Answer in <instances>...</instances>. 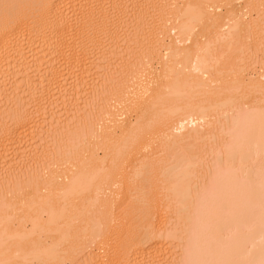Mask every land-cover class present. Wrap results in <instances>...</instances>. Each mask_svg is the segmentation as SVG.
Segmentation results:
<instances>
[{"label": "rangeland", "instance_id": "obj_1", "mask_svg": "<svg viewBox=\"0 0 264 264\" xmlns=\"http://www.w3.org/2000/svg\"><path fill=\"white\" fill-rule=\"evenodd\" d=\"M2 1L3 0L0 1V11H2L1 8L4 9L5 7H8L6 4L8 0H4L5 2L3 1V4L1 3ZM81 1L84 3V0ZM90 1L92 2V6L97 5V7H93V14H99L101 11L103 12L104 9L105 11H107L106 14L108 16V20L106 19L107 17L105 18V20H107L106 26L108 27V29L106 30L104 28L106 30L105 33L107 32V35H100L104 37V40L102 37L101 39L98 35V38L103 40L100 42L101 44H98V47L96 45L94 46L90 44V46L92 47H90V51H92L93 54L92 58L94 59H92V61L94 62V65L88 64L86 65L87 67L85 65H82L83 67L81 66V69L80 66L74 67L75 64H71V62H68L69 60L66 61L68 63L62 61L65 62L61 63V67L64 64V66L61 68V70L63 69V73L61 71L60 76L56 78L58 80L53 84L52 87L54 88L51 89L50 87V90L48 89L49 86H46V88L48 87V90H46V88H43V85H41L38 80L40 71L42 72L48 67V65L45 64L46 60L39 61L40 57H43V55H40L43 53H41V49H39L41 48V45L37 43L39 42L37 40L39 37L37 39L35 38L37 37L36 34L39 33H31L34 34V36L36 35L35 37H32V35H30V33L25 30L24 37H22L21 39V41H23H19L21 42L22 47L20 45L18 46H20L23 50L25 49V51L23 52V55L25 54V56L22 57V59L25 58L26 62L29 64H27L26 62L25 63L27 65L24 64L23 60L22 62L17 59L16 61H13V59L9 60L10 58H7L8 60L5 58L4 61L6 60L7 62L5 61V63L3 61V65L1 64V70L4 67L5 71H8L9 73H14L15 71H17L18 76L16 75V73H8L10 76H6L5 74L7 73L3 70L2 71L5 72L3 73V75L5 76L0 75V82H5V86H8L7 88H5L4 86V91L0 92V94H2L0 95V101H2L0 102V155H6V157H8V159L6 158L5 163L3 161L0 162V220L2 219L0 221V264H30V262L31 264H91V262H97L99 260V257L98 260L94 258H97L96 256H100V253H104L105 255V257L100 260V263L101 261H103V263L105 264L110 261L109 258L112 259L113 257V264H183V261L184 264L186 261L189 263L190 260H193L192 256L194 251L192 250L202 252L204 250L203 248L206 244V241L209 243L207 238H209L210 236L207 237V233L205 231V222H207V226L209 223V220L207 221L205 218H203L205 222L203 221L201 223L200 220V222L197 223L196 227L189 228V223H186L181 217L178 211L176 199L167 187V184L169 182L164 177L165 174L163 172V168H165L169 163L172 162V156L174 155V153L180 152L181 154L185 150L183 148L181 149L182 146L179 148H173L171 146H165L163 142L159 141L157 142L158 144H153L154 146L153 148H151V151H153V153L151 156L157 159V161H159L158 163L162 166H156L158 170L156 167L153 169V174L151 172L150 179H144L142 175L138 176V180L136 179V181H132L130 185L127 186L126 192L125 190H121V186V189L118 188L119 185H123V182L120 181L121 184L120 182H117V184L112 183L113 179H109L108 181H106L107 183L104 182L105 184L103 183L102 188L104 190L106 189V193L102 192L103 189L97 190L91 188L84 191V193L82 194L81 181V184H79L78 187L71 185L69 188H67V190H65L64 195L61 196L60 193L59 196L56 185L58 183L60 184V182H66L65 180H67L69 176L72 175V163L74 164V161H76L77 159L80 161L81 166L82 163L85 164V169L89 171V175L92 176L96 175L97 173V176L95 177L96 181L100 178V174L108 171L109 169H111V171L113 169L112 175L119 171V167L122 168V166H119L118 161L122 162L121 165H128V153L126 152L127 155L125 153L122 154L121 151L123 149V146L128 141L125 139L126 135L122 134L121 136V134L119 133V136H121L123 139L120 137L121 140H119L118 136V138L115 137L116 141L115 138L113 141H106V139L104 140L101 136L104 133V130L108 129V126H112V123L110 125V119L115 117L116 114L118 115L119 109L122 107L120 104L118 105L119 102L117 103L115 100L112 101V99H114L119 94L116 91L121 89L122 85L131 80L135 81L133 85H136V88L139 84L138 88L140 87L141 89H143L144 87L142 88V86L143 84H146L145 79L147 78L148 72L151 70L154 72V74L156 73L155 76H157V78L158 76H161L162 73L160 75L159 71L162 70L160 68H162L166 61V56L164 57L163 54L164 52H166V49L174 50L176 47L184 48V46H189V48L193 50V53L187 55L188 57L190 56L188 59L187 57L186 59L184 58L183 63L185 62L184 64H186L188 62L187 65L182 64L181 60L183 59V56L178 55V57L181 59L177 57V63L180 62L182 64H178L179 67L184 68V70H187L188 72V67L190 66V64H193L194 57H206L208 62L206 63V67L209 65L208 67L210 68H208L210 70V73L207 75V77H212L208 80L211 82V80L214 78L215 81L213 80V82H211L210 84H212L216 89L219 88V90L221 91L219 92V90H217L218 92H216L210 90V92L216 93H211L212 95L210 96V92H208V89L205 90V88H198L193 84L194 78H189V80L193 81L184 83V90L180 94L181 96L179 98L176 96V94L179 93L173 94L171 92H168V89L164 92V96L166 98H163V102L161 101L156 104V101H153L155 100L156 95L155 97L151 96V98H153L152 100L146 98L144 104L141 107L142 109H131L132 111L129 110V112H127L126 117H123L125 118V124H123L125 127L126 125L130 127V125L135 122L134 124L136 125H131L129 129L134 131L135 128L138 127L137 130L140 131V129L142 128H147L146 134H149L151 128L154 127V122H156L155 119L159 116L164 115L168 109L175 107L177 103H180L181 101H191L203 105L206 103V101L209 100V95L211 97L209 100L211 101L209 104V108L212 109V115H210L212 118L210 117L209 121L211 120L210 123L214 122V124L211 123L212 127L210 125L209 126L211 129H214L210 131V129H208L206 126L205 129L207 130H205L206 135L204 136V140L196 141V143L192 142L191 144L187 143L185 145L186 148H188L191 152H194V154L196 155V159L198 158L197 173H199L200 175L198 174V177L196 176L195 179L197 178V182L201 183L202 188H204V184H208L212 180L213 173L211 172H213V170H215L214 172L219 171V169L217 170V168L221 167L223 169V165H225V168H227V170L224 171H228V166H231L230 163L232 162L228 164V162H226L227 160H225L227 158L225 155H228L231 152L230 150L233 149L234 146V149H236V147L238 146H241L242 148V146L245 145L244 141L246 139L245 133L248 132L247 129L249 130L251 135L252 129L256 130L259 124V121L252 122V113L254 112L255 108L258 109L261 108V106L262 108H264V0H216L215 2L213 1L214 3L208 2L203 4L202 7H204L205 9V14L209 15L206 16V19L204 21V24H207L203 27H201L203 23L201 24V26L198 25V29H196V33L198 35L193 38L195 33L194 32L192 34L193 37H191L192 39L190 37L188 38L187 35L185 36L181 33L180 28L183 27L184 23L181 24V22L179 21L178 18L180 17L178 16L180 15L178 13H180L179 11H186L185 9H188L191 1L194 0H130V3L128 2V8L123 7V10L126 11L127 9V11L124 13L125 16H123L124 11L122 10V6L119 7L120 13L118 12V10L114 9V0H99L97 4H95V0H93L94 2L92 0ZM168 1V8L166 6V8H164V5H166ZM82 2L80 4H78V2L76 5L82 7ZM11 3L13 4V2ZM188 3L189 5H187ZM79 6L76 7L75 12L81 9ZM118 6L119 5H117V9ZM166 9L168 10L167 12L165 11ZM5 10H7V8H5ZM206 11L210 14H208ZM3 12L4 10L2 11V13ZM230 12H233L234 16L230 14ZM73 13L74 12L67 13V16L69 15L70 18L72 17V20L74 18V16H72ZM79 13L80 11L78 12V14ZM74 15L76 17L77 13H75ZM79 15L77 17H79ZM213 15H215V17L216 15H218L220 16V18L218 20H216L217 17L216 19L214 18L217 23H211L210 25V23L208 22H211V20H213ZM99 16H101V13ZM230 18L233 20H230ZM207 19L210 21H208ZM228 19L231 22L236 20L242 22L241 30H238V32L230 42L215 39V33L218 34L223 29V31L226 32L225 29L226 27L228 28V25H225V23H231L228 21ZM77 20L79 19L74 18V20L72 21V23L74 22L73 24H75L74 26L76 28L74 29L75 32H73V34L76 33L75 36L77 35V39L79 40L82 34L78 35L77 33L82 30L80 28L84 26V23L81 18L80 20L82 22H79ZM97 21L100 22L101 19H98ZM154 27L156 30V34ZM201 28L202 31L200 30ZM191 29L192 28H187V31L192 32ZM77 30L79 31L77 32ZM92 31H94L95 35L97 31L98 34L101 33L99 30ZM197 31L200 33H198ZM84 32L85 31H83V33ZM86 33H88L87 30L85 34ZM88 34L85 37L86 39L84 38L85 35H82V42H85L88 36H91L93 32L90 31V33ZM183 36L185 38H188L186 39V42H183L185 41V38ZM151 40H154L153 43L151 42ZM19 42L17 44H19ZM34 42H36V44L40 46H36ZM87 42L88 41H86L85 43ZM154 42L156 43L155 46L153 45L155 44ZM11 44L14 45L12 46ZM15 45V43H10L9 49L11 47L15 49ZM151 48L152 50H154L151 51ZM9 49L7 50L10 51ZM148 50L150 54H148ZM13 51L14 50L9 53L12 54ZM36 53H40L38 54V56H40L37 57ZM45 53L43 54L45 55ZM34 54L36 55L35 58L40 64H37V61H35V58H33L35 56ZM161 54H163L164 59L161 57ZM172 55L173 54H171L170 56L171 58L173 57ZM150 56L152 57V59ZM176 56L177 55H175V57ZM145 57L147 58V61H151V70H149L150 68L146 69L145 67ZM169 59L167 60L169 61ZM189 61L191 63H189ZM20 62L24 64V66L22 65L21 68H18L17 64H20ZM69 63L71 65H69L70 67L67 66ZM13 65H17L15 66L17 67V69L13 70L14 72H12V69L15 68ZM72 66L74 68H72ZM165 66L166 64L163 66V70L166 68ZM18 70H20V72ZM163 70L161 72H166L165 75L168 76V78L166 76L162 77V79L158 82L159 84H167V81H175V79H177L178 77L180 78V76L182 75L181 73L179 74L176 72L177 75L173 74L169 76V74H167V70ZM26 78L33 80L30 85V89L28 88L29 90H27V86L24 84V80H26ZM160 78L161 77H159V79ZM258 79L260 82L262 81L263 85L258 86V84H260L259 81L257 82ZM138 81L140 83L143 81V84H135ZM161 81H163L164 83ZM144 86L146 87V85ZM163 88L166 87L163 86ZM196 96L199 98H197ZM114 101L116 103H114ZM23 105H26L28 112L33 116V120L28 122V125L23 123L21 124L22 126H20L21 122L18 121L19 118L17 115L19 114L18 112H20L19 109ZM117 107L118 112L114 111L117 109ZM153 109L155 110L153 111ZM142 110L145 112L144 118H142L143 123L142 119H140L141 122L135 121L138 120L135 118L138 117L139 113H142L141 115L143 117ZM112 111L115 113H112L111 115ZM43 112L46 113L45 118L41 115ZM240 113L242 114L241 119L246 125L243 130L245 133L241 131V133L243 134H238L240 137H234L230 135V126L233 123L234 118L236 120V117H238ZM128 118H130L131 121H129ZM62 121L64 122V124ZM128 121L130 122V124ZM60 123L64 126H61ZM24 124L25 126H23ZM146 125L151 126V128L149 126L145 127ZM9 130L14 131L13 133L16 132V134H13L11 132L13 134L11 137V133H8ZM50 130L52 131V133L50 132ZM49 132L51 134H48ZM178 132L174 131V133L176 134H178ZM6 133L10 135L7 136ZM4 134H6L7 136V142L4 141L3 145ZM132 134H134V132ZM123 135L125 137H123ZM130 135L127 137V139L130 137ZM242 135H244V140L241 137ZM250 135H248L249 138ZM13 136L15 139H13ZM9 137H11L12 140L8 141ZM240 139L242 140V142L239 143ZM111 149H113V151ZM151 151L149 149V151L145 153H151ZM123 152H125V150H123ZM256 156L257 157L253 159L251 158V160H249V164H247L248 162H246V166H243L249 168V166L247 165H252L251 167L253 169L257 168L255 169V171L258 172L257 176L262 180L264 179V155L261 154ZM45 166L46 168H44ZM236 166L237 165L234 164L232 168L234 169L235 167V169H237L242 165H238V167ZM127 168L130 170L131 166H127ZM242 168L243 167H241L240 169ZM15 169H17V171L20 170L21 172H17ZM44 169H47V172H44ZM14 171H16L18 176L15 175V177V173L12 174V172ZM131 172L133 174V171ZM12 175L14 176V178L12 177ZM154 176H157V178H154ZM215 177L216 175L214 176V178ZM57 178L59 181L57 180ZM54 179L56 181H54ZM86 185L84 184L83 186ZM143 190L146 191L144 192ZM140 193H143L145 195L146 201L140 200L139 202V199L137 198H139L138 196L141 195ZM114 194L117 197H114ZM108 195L110 197L113 196V199L115 198V200H112V202H105L103 198L108 197ZM48 204H52V207L54 208H52V211H54L53 213L55 215L56 212L60 214L58 217L59 220H55L56 222L51 225V227L53 228L51 230L41 229L44 221H48L46 220L48 219L47 213H49L47 211L49 209V207L47 206ZM144 207L146 210L144 209ZM209 209L207 210L210 213L212 209H210V211ZM261 209L264 212V203H262ZM36 216L39 219L38 221H36ZM54 219H57V216ZM38 222L41 224V226L39 227L41 230L38 231V229L36 228L34 231L35 225L33 223ZM89 222L92 225L94 224V226L88 230L86 235L80 237V244L72 242L71 239H63L61 237L63 229L70 230V233L74 232V235L76 234V232H81L80 229L89 225ZM214 224L215 229L219 231L224 230L223 232H225L227 227L221 226V220H216ZM6 230H8L11 234L4 236V232ZM146 230L150 233V235L148 236V239L149 237L150 239L144 244L145 246L143 244L142 246L141 243L137 244L136 242H134V239H137V237L135 236L136 233L134 232L140 231V236H138V238H141V236H144L143 232L145 233ZM164 232H166L167 236ZM159 233H162V236H159ZM230 233L231 232H229V236ZM13 234H15V236ZM126 236L128 237L126 238ZM225 236L226 235L222 236L221 238H224ZM192 238L196 240V242H194L196 243L195 245H193L194 243L191 244L190 242ZM106 239H108L107 242H105ZM224 239H226V237ZM19 241L22 242V244H20ZM35 242H41V244H43L44 246L49 245L50 247L54 248L56 254L58 255V258L56 259L54 257L53 262L50 261L49 258H46L41 262L37 258L32 257V254L28 253L30 252L29 250L33 249V244L35 245ZM156 243H161L162 245L160 247H163L158 253L155 250L158 247ZM41 244H39V246ZM112 245H114L115 247H113ZM104 246L106 250H103ZM191 246L194 248L191 249ZM220 246L221 245L217 243L212 247L213 250H211L212 248L210 249L211 251H213L211 253L212 257L215 258H212L211 262L208 264H216L220 261L219 258L221 259L220 256H222V248ZM99 250H102L103 252H100ZM105 251L108 252L107 254L109 255H106ZM151 252H153L155 255ZM25 253L27 255H24ZM219 253L220 255H218ZM185 254L187 257L188 254H191V257L189 256V261ZM211 254H209L208 256H210ZM216 255L218 256V258L216 257ZM208 256L202 253L200 255V258L198 259L200 264H204L202 262L204 261V259L207 260ZM58 260H60L61 262ZM262 260H264L263 257Z\"/></svg>", "mask_w": 264, "mask_h": 264}, {"label": "bare ground", "instance_id": "obj_2", "mask_svg": "<svg viewBox=\"0 0 264 264\" xmlns=\"http://www.w3.org/2000/svg\"><path fill=\"white\" fill-rule=\"evenodd\" d=\"M3 1L1 2L2 4H3ZM80 1L81 0H21V1H19V0H14V1L13 0H8L9 3L8 2L6 3L8 7H5V8H7V10H5V8L4 9L1 8V10L2 11L4 10V12L2 13V11H0V67L3 65L2 62L4 61L5 58L6 59L10 58L9 60L13 59V61H16V59H17V60H19L21 62L23 60L24 64L27 63L25 58H24L25 60L22 59V57L25 56V54L23 55V52L25 51V49L23 50L21 48L22 47L21 46V42L23 41V40L21 41V39H22V37H24V33H25L24 30L28 31V33H30V35H32V37L34 36V34L39 33V34H36L37 37H35L36 35L34 37L36 39L39 37L37 40L39 42H41V43H39V42H37V43L41 45V46L39 45L41 47V48H39V49H41L40 52L41 53L42 52L43 53L46 52L45 55L43 53L42 54L38 53L40 55H43V57L42 58L40 57V60L39 59L38 60L39 61L46 60L45 64L48 65L47 69L43 70L44 72L40 71V74L38 76V80H39L40 84L43 85V88L44 87L46 88V86H49V88L47 87L48 89H50V87H51V89L54 88L52 86H53L54 83L57 82L58 79H56V78L58 76H60V72L61 71L63 73V69L61 70V68L64 66V64L61 67V63H65L67 60H69L68 62H71V64H75L74 67L75 66H80L81 67L82 65L86 66L88 64L89 65H91V64L94 65V62L92 61V59H94V58H92L93 54H92V51H90V47H91L90 44H92L94 46L95 45L97 46L98 44H101L100 42L104 40V37H102L100 35H102V34H103V36L107 35L106 34L107 32L105 33V31L108 29V27L106 26L107 25L106 21L108 20V16L106 14L107 11H105L103 9V12H104L103 13L102 11L100 12V9H99V12L101 13V16H99L100 13L99 14L98 13L93 14V7H95V6L97 7V5H94V3H93L94 6H92L91 5L92 2L90 0L89 1L84 0V3L81 1L82 4H83V5L81 4L82 7L79 6V5H76L78 2H79L78 4H80L81 3ZM213 1L215 2L216 0H194V1H191L190 5H189V3L187 4V5H189V8L185 9L186 11H183V12L179 11L180 13H178V14L180 16H178V17H180V18H178V19L181 22V24L184 23L183 27L180 28L182 34H184L185 36L187 35L188 38L189 37L190 38L193 37L192 34L194 32L195 33H194V37L193 38H195V36L198 35L196 33V29H198L197 26L198 25L201 26L202 23L203 24H202L201 27L206 26L207 23L204 24V21L206 19V16H209V15L205 14V12H204L205 9L202 6L205 3H208V2L210 3V2H213ZM11 2H13V4ZM95 2H96L95 4H97L99 2V0L98 1L95 0ZM113 2H114L113 3L114 4V9L118 10V12H119V7L120 6H122V10L124 8H128V2L130 3V0H114ZM168 4H169V1L166 3V5H164V8H166ZM117 5H119L118 9H117ZM77 6H79L81 8V9L79 8L80 10L78 9L80 11V13H79L80 15L78 14L79 11L75 12ZM205 7H206V5H205ZM213 7H214V5H213ZM185 8H187V7H185ZM114 9H113V11H114ZM120 10H121V8H120ZM123 11H124L123 12V16H125L124 13L127 11V9H126V11L125 10H123ZM165 11L167 12L168 10L166 9ZM72 12H74L72 14V16H74V18H76V19L77 18L79 19L77 21L82 22L81 20H83V23H84L83 25L84 26L83 27L81 26L82 28H80V29H82L85 32L87 30L88 33H90V31H91V32H93V34H94V31H92V30H96V31L99 30L101 33L98 34L97 33L98 31H97L96 35L95 34L94 35L91 34V36H88V38L86 40L88 42L85 43L86 41L83 40L85 42H82V39H83V36L85 35L84 36V38H85L88 33L85 34V32L83 33L82 30L81 31L77 30V32L79 31V33H77L78 35L79 34L80 35L84 34L83 36L81 35L80 39L78 40L77 39L78 36L77 35H76L77 37L75 36L76 33L73 34V32H75L74 29H76L75 26H74L75 24H73L74 22L72 23L74 18L72 20L71 19L72 17L70 18L69 15L67 16V13H72ZM208 12H209V10H208ZM75 13H77L76 17L74 15ZM166 14H168V13H166ZM208 14H210V13H208ZM230 14H232L234 16L233 12L232 13L230 12ZM78 15H79V17H77ZM213 16L214 17L212 18L213 20H211V22H208V21H210L208 19H207L208 21L206 20L208 23H210V25H211V23L212 24L217 23L216 20H218L220 18V16H218V15H216L217 19H216L215 15H213ZM80 18H81V20H80ZM105 18L107 20H105ZM224 18H226V17H224ZM98 19L99 20L101 19V21L100 22L97 21ZM230 20H233V19L230 18ZM77 21H76V23H77ZM228 21H229V19H228ZM97 22L100 23V24H98ZM229 22H231V21H229ZM241 23L242 22H240L238 20L233 21L231 23H228V22L225 23V25H228V28L226 27V29H225L226 32L223 31L224 30L223 29L221 31L223 33H221V32L218 33V34L215 33L216 36L214 35L215 36L214 38L218 39V40H221V41L230 42L232 40V38L235 36V34L238 32V30L239 31L241 30V27H242ZM218 26H220V25H218ZM187 28H192L191 29L192 32L191 31L188 32ZM154 30H155V27H154ZM200 30L202 31V28ZM33 32H35V33L31 34ZM80 32H82V33H80ZM198 33H200V32H198ZM40 34H42V35H40ZM155 34H156V30H155ZM98 35L100 36V38L102 37L103 40H101L102 38L101 39L98 38ZM153 36H154V34H153ZM155 37H156V35H155ZM188 38L186 37L184 39L185 41H183V42H186L187 41L186 39H188ZM76 40H78V41H76ZM19 41H21V42H19ZM72 41H74V42H72ZM153 41L151 40L152 43H153ZM210 41H212V40H210ZM18 42H19V44H17ZM71 42H72V44H71ZM10 43H15L16 44L15 45L16 46L15 49L11 47L12 50H14L12 54L9 53V52H12L11 48L9 49ZM34 43L36 44V42H34ZM38 44H36V46H38ZM18 45H20L21 47L18 46ZM153 45L155 46L156 43L153 44ZM185 48L187 49V51H186ZM7 49H9L10 51H8ZM153 50L151 48V51H153ZM171 51H173V52H171ZM147 52H149V50ZM182 53H183V55H182ZM191 53H193V50H191L189 48V46H184V48L176 47L174 50H167L166 49V52L163 53L164 57L166 56L165 57L166 58V61H165V64H166L165 67L166 68L164 67L165 69L163 70V66L165 65L164 64L162 66V68H160V69H162L163 71L167 70V74H169V76H171L173 74H176V72L179 73V74L180 73L182 74L180 76V78L178 77L177 79H175V81H171V82L167 81L166 82L167 84H159L158 82L162 79V77L166 76L165 75L166 72L163 73V72H161L162 70H160L159 71L160 75L162 73L163 76L161 75V76H158V78H157V76H155L156 73L154 74V72L150 68V66H151L150 62L151 61H147V58L145 57L146 58L145 67H146V69L150 68L149 70H151V71L148 72L147 78L145 79L146 80L145 81L146 84H143V81L141 82L143 84V86L142 85H140V86H142V88L143 87L144 88L141 89L139 87L140 88L139 89L138 88L139 84L137 85V88H136V85H133V83L135 81L131 80V81L125 83L124 85H122L121 89L116 91L119 94L115 98L113 97L114 99H112V101L115 100L117 103L119 102L118 105L120 104L122 107L121 108L119 107L121 109V110L119 109V112L117 111L118 107H117L116 110L113 109L114 111L118 112V115L117 114H116V116L114 115L115 117L112 116L114 118V119L113 118L110 119L111 120L110 125L112 123V126L111 127L108 126V129H105L104 133L103 134L101 133L102 134L101 136H102V138L104 140L106 139V141L107 140L108 141L109 140L113 141L114 138L115 137L118 138V136L120 134H121V136H122V134L126 135V137L124 135H123V137H125V139L128 140V141L123 146V149L121 151H122V154H124V153L126 154V152L128 153L129 162H127L128 165L127 164L126 165L127 166H131V169L129 170L126 165L125 166L121 165L122 162L118 161L119 166H122V168L119 167V169H120L119 171H117L116 173H114L112 175L113 169H112V171H111V169H109L108 171L103 172L102 174H100L99 175L100 178L96 181L95 177L97 176V173H96V175H92V176L89 175V171H87L85 169V164L82 163V166H81L80 161L77 159L76 161H74V164L72 163V167H71L72 175H70L69 178L67 179L68 182H67V180H65L66 182H60V184H59L58 183L59 180L57 178V180H58L57 183L59 185L55 182L57 184L56 185L57 186L56 189L59 192V196H60V193H61V196H62V195H64L65 190H67V188H69L71 185H74V186L78 187V185L81 184V181H82V194H83L84 191L89 190L91 188H94V189H97V190L98 189L102 190L103 189L102 188L103 187L102 186L103 183L108 181L109 179H113L112 180L113 182L112 181L111 182L112 183H116V184H117V182L122 181L123 185H119L118 188H120V186H121L122 189L121 188L120 189L121 190H125V192H126L127 186L130 185V183L132 181L134 182V181H136V179L138 180V176L142 175L144 177V179L145 178L146 179H150L151 172L153 171V169L156 166H160V167L162 166V165H160L158 163L159 161H157V159H155V158H153L151 156L152 153H153V151H151V148H153V146H154L153 144H155V143H157L159 141V142H163V144L165 146H171L173 148H179V147L182 146L181 149L183 148L185 150L181 154H180V152L179 153L178 152L177 153L173 152L174 155L173 156L171 155L173 157L172 162L169 163L165 168H163V172L165 174L164 177L169 182L167 184V187L169 188V190L171 191L172 195L176 199V203L178 205V211H179L181 217L184 219V221L186 223L187 222L189 223V225H188L189 228L196 227L197 223L200 222V220H201V223L203 221L205 222V220L203 219V218H205L207 221L209 220L208 221L209 222L208 226H207V222H205V224H206V230L205 231L207 233V237L210 236L209 238H207L209 243L206 241V244H205L206 247L204 246V248H203L204 250L202 252L192 250V251H194L193 252V256H192L193 260H190V257H191L190 255L191 254H188V257L185 254V256L187 257L188 261L190 260L189 263L186 261L185 264H187V263L188 264H200V262L198 261V259L200 258V255L202 253L206 254L207 256L209 254H211L213 252V251H211V250H213L212 247L214 245H216L217 243L221 245L220 247L222 248V256H220L221 259L219 258L220 261L218 263H216V264H263L264 262H261V261H264V260H262V257L264 258V214H262V213H264V212L261 209V205H262V203H264V179L261 180V179H259L260 177L257 176L258 172L255 171V169H257V168L253 169L251 167L252 165L251 166L247 165V166H249V168L245 167L246 166L245 163L248 162L247 164H249V160H251V158L253 159V158L257 157L256 155H261V154L264 155V108H262V106H261V108H258V109L255 108L254 112L252 113L253 114L252 118H251L252 122L259 121V124H258V127L256 128V130L252 129L251 135H250V132H249L248 129H247V131H248L247 133H245L243 131L244 127L246 125H245L244 121L241 119L242 114L240 113L238 115V117H236V120L234 118V121H233V123L230 126V131H229L230 135H232L234 137H237V136H239L238 134H243V133H241V131H243L245 133V135H246L245 136L246 139H245L244 142H245V145L247 147L244 145V146H242V148H241V146L240 147L238 146V147H236V149H234L235 148V146H234L233 149L230 150L231 152L229 151L230 153L228 155H225L227 157L225 159V160H227L226 162H228V164L230 162H232V163H230L231 166L229 165L230 168L228 166V171H224V170H227V168H225L226 167L225 165H223L224 166L223 169L221 167L217 168V170L219 169V171L214 172L215 170H213V172H211V173H213L212 180L210 181V183L204 184V186H203L204 188H202L201 187V183L197 182V180H196L197 178L195 179V177L196 176L198 177V174H199V173H197L198 172V167H197V165H198V160L197 159L198 158L196 159V155L194 154V152H191L188 148H186L185 144H187V143L191 144L192 142L196 143V141L204 140V138H205L204 136L206 135L205 134V130H207V129H205L206 126H207L208 129H210V131H212V129H214V128H212V129L210 128V126L212 127L211 123L214 124V122L210 123L211 120L209 121V118L211 117L210 115H212L211 114V110L212 109L209 108V104H210L211 101H209V100L211 98L210 96L212 94H216V93L215 92L214 93L210 92V90L218 92L217 90H219V88L216 89V88H214V86L212 84H210L211 82H213L214 78L211 80V82L208 80V79H211L212 77L211 78H209V76L207 77V75L210 73V70H209L210 68L208 67L209 65L206 67V63H208L206 57H204V58L203 57H197V58L194 57V59H193L194 61L192 60L193 64H190L189 67L187 66L188 67V72H187V70H184V68H182V67L180 68L179 67V65L181 63L180 62L177 63V59L179 58L178 55L179 56H183L182 57L183 59L181 61H182V64H184L185 63V62L183 63L184 58L186 59V57H187V59H188L190 56L188 57L187 55H190ZM38 54H37V57L40 56V55L38 56ZM148 54H150V52ZM163 54H161L162 58H163ZM171 54H173L172 58L170 57ZM175 55H177V56L175 57ZM35 57H36V55L33 58H35ZM151 59H152V57H151ZM167 59H169V61ZM179 59H181V58H179ZM35 61H37L36 58H35ZM62 61H65V62H62ZM21 62H20V64L19 63L17 64L18 66L17 65H15V66H17L18 68H21L22 65L24 66V64H22ZM68 62H66V63H68ZM189 63H191V62L189 61ZM27 64H29V63H27ZM37 64H40V63H38V61H37ZM187 64H188V62L186 64H184V65H187ZM69 65H70V63L67 66H69ZM17 67H15L14 69L11 68L12 72H14L13 70L17 69ZM74 67L72 66V68H74ZM82 67H81V69H82ZM65 68H66V66H65ZM2 70L5 71L4 67H3ZM2 70L0 69V75H3V73L6 72L7 73V74H5L6 76L9 75V74H14V73H16V75L18 76L17 71H15L14 73H9L8 71L3 72ZM18 71L20 72V70H18ZM62 73H61V75H62ZM5 75H3V76H5ZM11 76H14V75H11ZM159 77H161V78L159 79ZM166 77L168 78V76H166ZM189 78L190 79L194 78L193 79L194 80L193 84L195 86H197L198 88H202V89L205 88V90L208 89V92H210V96L208 95L209 100L206 101L205 104L201 105L199 103H194V102H191V101H189V102L181 101L180 103H177L175 105V107L170 108L168 110L166 109L167 112L164 115L159 116V117H157L155 119L156 122H154V125L152 124L154 126L153 128H151V126L148 125L151 128V131L148 130L149 131V134L147 133L148 135L146 134L147 128H142V129L139 128L140 131L137 130L138 127L135 128V130H137V131H135L134 129H133L134 131L129 129L131 127V125H133L135 122L132 123L130 125V127H128L127 125H126V127L124 126V124H125L124 123V119L125 118H123V117L124 116L126 117L127 112H129V110H131V109L132 110H137V109L141 108L142 105L144 104L146 98H149V99L152 100L153 98H151V96L155 97V95H156L155 100H153V101H156V104H157V103L161 102L162 100H164L163 99L165 97L164 96V92L167 89H168L167 90L168 92H171L173 94L179 93V94H176V96L179 98L181 96L180 94L184 90V88H183L184 83L185 82L188 83L189 81H193V80H189ZM31 79H32V77H31ZM24 81H25L24 84L27 86V90H29L30 89V85L33 82V80H30L29 78H26V80H24ZM139 81H141V80H139ZM139 81L136 82L135 84L140 83ZM258 81H259V79L257 80V82ZM155 82H156V85H155ZM161 82H163V81H161ZM259 83L260 84H258V86L259 85L261 86V85L264 84V83L262 84V81L261 82L259 81ZM153 84H154V87H153ZM157 84H159V85H157ZM144 85H146V87ZM4 86H5V82L2 83V81H1L0 82V92L4 91L3 90ZM163 86H165L166 88H163ZM7 87L5 86V88H7ZM47 88H46V90H48ZM221 88H222V86H221ZM132 91H133V93H132ZM220 91L221 90H219V92ZM0 95H2V94H0ZM156 98H158V99H156ZM197 98H199V97H197ZM115 101H114V103H116ZM0 102H2V101H0ZM161 108H162V106H161ZM155 109H153V111ZM19 110H20V112H18L19 114L17 116L19 118L18 121L21 122V123L19 122L20 126H22L21 124H23V123L27 124L28 122L33 120V118H32L33 116H32V114H30L28 112L26 105H23ZM44 110H46V109H44ZM153 111H152V113H153ZM112 113L114 114L115 112L112 111L111 115H112ZM45 114L46 113L43 112L41 115L44 116V118H45ZM141 114L142 113L138 114V117L135 118V119H138V120H135V121L138 122V121H140V119L144 118L145 112L143 111V117H142ZM128 120L131 121L130 118H128ZM212 120H214V119H212ZM56 122H58V121H56ZM142 123H143V119H142ZM25 124L23 126H25ZM63 124H64V122H63ZM63 124H61V126ZM129 124H130V122H129ZM134 125H136V124H134ZM148 126L146 125L145 127H148ZM174 131H177V132L179 131V132H178V134H176V133H174ZM11 132L13 133L14 131H10L9 130L8 133H11ZM50 132L52 133L51 130H50ZM50 132L48 134H51ZM133 132H134V134H132ZM12 133H11V135L7 134V133L6 134H7V136L10 135L11 137H12L13 134H16V132L13 133V134ZM6 134H4V137H3L4 138L3 145H4V141L7 140ZM130 134H132V135H130ZM129 135H130V137L127 139V137ZM248 135H250V138L248 137ZM121 136H119V140H121V138H122ZM243 136L244 135H242L241 137L244 140ZM11 137L8 138V141L12 140ZM13 139H15L14 136H13ZM115 141H116V138H115ZM240 142H242L241 139H240L239 143ZM235 144H236V142H235ZM240 145H242V144H240ZM237 148H239V149H237ZM107 149H108V147H107ZM149 149H150L151 153L150 152L149 153H145V152H148ZM111 150L113 151V149H111ZM123 150H125V152H123ZM253 151H254V153H253ZM225 152H227V151H225ZM6 158L8 159V157H6V155H0V162L3 161L5 163ZM234 164L237 165L236 167H238V165L239 166L242 165V166H240V168L241 167H243V168L240 169L238 167L237 169H235V167H234V169H233L232 167L234 166ZM243 165H245V166H243ZM46 166L44 168H46ZM220 169H221V171H220ZM15 170L17 171V169H15ZM157 170H158V168H157ZM16 171L12 172V174L15 173L14 176L17 175ZM19 171H17V172H19ZM45 171L47 172V169H44V172ZM131 171H133V174H132ZM55 174H57V173H55ZM152 174H153V172H152ZM154 174H155V171H154ZM215 175H216V177L214 178ZM14 176L12 175L13 178H14ZM143 177H140V178H143ZM155 177L157 178V176H154V178ZM54 181H56V180L54 179ZM156 183H157V180H156ZM84 184L85 185L87 184V185L83 186ZM120 184H121V182H120ZM115 186H114V188H115ZM153 186H154V184H153ZM145 189H146V187H145ZM93 191H95V190H93ZM102 192L106 193V189L105 190L103 189ZM113 193H115V192H113ZM143 193H140L141 195L138 196L139 198H137V199H139V202H140V200L141 201H146V197H145V195ZM117 194H118V192H117ZM114 197H117V196H115V194H114ZM103 199L105 200V202L106 201L112 202V200H115V198L113 199V196L110 197L109 195H108V197H106V198L104 197ZM134 199H135V197H134ZM134 199H132V200H134ZM87 202H88V200H87ZM93 203H94V201H93ZM132 204H133V202H132ZM137 205H139V204H137ZM47 206L49 207V209L47 210L49 212V213H47L48 214L47 215L48 219H46L48 221H44V224H42V226L39 223L40 221L38 223H33L35 225L34 231H35L36 228L38 229V231L41 230V229H50L51 230V229H53L51 227V225L54 224V222H56L57 220H59L58 217H59L60 214L58 212H56V215L53 213L54 211H52V208H53L52 204H48ZM132 207H133V205H132ZM209 208L212 209L211 210L212 212L210 211ZM144 209H145V207H144ZM207 209H209L210 213L208 212ZM60 213H61V211H60ZM206 213L208 214L209 217L207 216ZM63 214H64V212H63ZM205 214H206V217H205ZM54 215H55V217L57 216V219H54L55 218ZM211 216H213V217H211ZM36 219H35L36 221L39 220L37 218V216H36ZM216 220L217 221L221 220V226L227 227L225 232H223L224 230L219 231V230L215 229L214 222ZM33 222H35V221H33ZM210 222H212V223H210ZM94 223H95V221H94ZM38 224H40V225H38ZM190 224H191V226H190ZM40 226H41V229L39 228ZM93 226H94V224L92 225L89 222V225L83 227L84 229L83 228L80 229L81 232L80 231L76 232V234H74V235H73L74 232L70 233L69 232L70 230H68V229L64 230L63 229L62 233H61L62 234L61 237L63 239H71L72 242L80 244L79 243L80 237L86 235L88 230L91 227H93ZM137 226H139V225H137ZM131 228H133V227H131ZM208 228H209V230H208ZM137 229H139V228H137ZM145 229H147V228H145ZM147 230H149V229H147ZM147 230H146L145 233L143 232L144 236H141V238L140 237L138 238V236H140L139 235L140 231H135L134 233H136L135 236L137 237V239L135 238L134 242H136L137 244L141 243V245L142 244L144 245L150 239V237L148 239V236L150 235V233L147 232ZM32 232H33V230H32ZM229 232L233 233V234L230 233V236H232V237L229 236ZM164 233L167 236L166 232H164ZM10 234L11 233L8 230H6L4 232V236L5 235L6 236L10 235ZM161 234L159 233V236H162ZM13 235L15 236V234H13ZM224 235H226L225 236L226 239H224L225 237L221 238ZM127 237L128 236H126V238ZM19 239H20V237H19ZM227 239L228 240L230 239L229 242H228ZM107 241H108V239H106L105 242H107ZM190 242L192 244V243L196 242V240H194V238H192ZM19 243L22 244V242H20V241H19ZM39 244H41V242L40 243L39 242H37V243L35 242V245L33 244V249L29 250L30 252L28 254H32V257L37 258L41 262H42V260H45L46 258H49L50 261H52V262L54 261V257L56 259L58 258L57 257L58 255L56 254V251L54 250V248L50 247L49 245H45L44 246L43 244H41L43 246H41V245L39 246ZM195 244L196 243H194L193 245H195ZM157 245H158V247L155 250L158 253L163 247H160L162 245L161 243H158ZM112 246L115 247L114 245H112ZM19 248H20V245H19ZM100 248H101V246H100ZM144 248H146V247H144ZM193 248L194 247L191 246V249H193ZM103 250H106L105 246H104ZM99 251L101 252L102 250H99ZM209 251H211V252H209ZM107 253L108 252H106V255H109ZM151 253H153V252H151ZM24 255H27V254L25 253ZM142 255H143V253H142ZM149 255H150V253H149ZM218 255H220V253ZM167 256H166V258H167ZM96 257L97 258H94V259L98 260V257H99V260L97 262H91V264H105V263H103V261H101V263H100V260L105 257L104 253H102V254L100 253V256H96ZM110 257H111V255H110ZM112 257H113V255H112ZM209 257H211V258H209ZM216 257L218 258L217 255H216ZM208 258H207V260L204 259V261L201 260V261H203L202 263L208 264V263L211 262L212 258H215V257H212V254H211L210 256H208ZM105 259H107V258H105ZM109 259H110V261L107 262V263L113 264L114 263L113 262L114 261L113 260L114 257L112 259L111 258H109ZM58 261H60V260H58ZM206 261H207V263H206ZM62 263H63V261H62ZM138 263H140V262H138ZM30 264H31V262H30ZM142 264H144V263H142ZM183 264H184V261H183Z\"/></svg>", "mask_w": 264, "mask_h": 264}]
</instances>
